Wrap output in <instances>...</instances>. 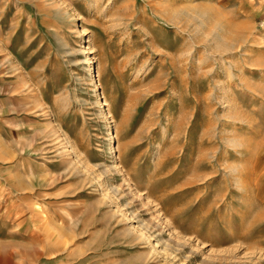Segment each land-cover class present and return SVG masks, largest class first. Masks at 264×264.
<instances>
[{
	"label": "rangeland",
	"instance_id": "374dc122",
	"mask_svg": "<svg viewBox=\"0 0 264 264\" xmlns=\"http://www.w3.org/2000/svg\"><path fill=\"white\" fill-rule=\"evenodd\" d=\"M0 264H264V0H0Z\"/></svg>",
	"mask_w": 264,
	"mask_h": 264
},
{
	"label": "bare ground",
	"instance_id": "6f19581e",
	"mask_svg": "<svg viewBox=\"0 0 264 264\" xmlns=\"http://www.w3.org/2000/svg\"><path fill=\"white\" fill-rule=\"evenodd\" d=\"M91 71H92V70H91ZM104 99H105V98H104ZM105 106H108V107L110 106V104H109V102H108L107 99L105 100ZM235 173H236V172H235ZM148 196H150L149 193H148ZM156 201H158V199H157ZM154 202H155V201H154ZM159 204H160V203H158V205H159ZM165 218H166V217H165ZM168 220H169L170 224H171V223L173 224V222H172L173 219L170 218V219H168Z\"/></svg>",
	"mask_w": 264,
	"mask_h": 264
}]
</instances>
